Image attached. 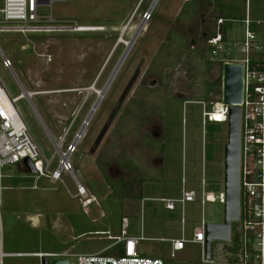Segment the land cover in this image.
Wrapping results in <instances>:
<instances>
[{
  "label": "rangeland",
  "instance_id": "rangeland-1",
  "mask_svg": "<svg viewBox=\"0 0 264 264\" xmlns=\"http://www.w3.org/2000/svg\"><path fill=\"white\" fill-rule=\"evenodd\" d=\"M154 1L55 2L51 9L39 8V14L47 19L52 11L57 21L83 27L61 22L68 28L0 32V80L12 98L24 90L37 93L16 106L45 157L54 156L50 171L59 164L50 134L59 140L68 131L63 148L76 146L74 171L63 173L62 181L53 182L49 173L37 179L17 164L2 168L0 253L64 252L76 264L72 254L98 252L114 242L107 232L120 234L123 215L131 234L149 238H180L183 232L191 238L202 218L223 221L227 124L204 126L198 102L205 82L222 74L220 61L239 57L244 24L234 22L219 44L222 50L214 51L202 37L208 27L221 29L219 20L212 21L217 12L211 0H158L152 9ZM248 3L252 20L262 18L264 0ZM140 27L105 98L83 127ZM209 59L214 63L207 69ZM219 97L204 100L206 107L212 109ZM211 125L221 130L211 135ZM76 178L91 193V203L84 205L88 197L76 195ZM183 179L197 191V200L184 206V224L181 204L169 211L159 200L180 198ZM202 179L208 190L204 206ZM238 225L233 222L232 230ZM234 245L213 240L210 264H233ZM140 247L168 264H207L196 243H187L174 258L170 240H146ZM38 263L33 255L4 257V264Z\"/></svg>",
  "mask_w": 264,
  "mask_h": 264
},
{
  "label": "built area",
  "instance_id": "built-area-1",
  "mask_svg": "<svg viewBox=\"0 0 264 264\" xmlns=\"http://www.w3.org/2000/svg\"><path fill=\"white\" fill-rule=\"evenodd\" d=\"M63 1L66 0H2L0 13L3 15V19L0 21V32L37 33L68 28L67 25L61 26L59 24L61 22H73L76 30H79L83 26H80L76 21H57L52 11L48 14L47 19L39 14V8L51 9L55 2ZM219 22L222 24L224 21L219 19ZM241 22L244 24V35L242 36V47L238 48L239 57L224 61V63L239 62L244 65L243 101L240 104L242 110L240 217L237 221L239 225L236 231L232 230L229 242L233 241L235 244L236 257L233 264H264V15L260 19L252 20L247 0L246 16ZM2 23L6 25H2ZM209 42L215 47L214 51L222 50V45L219 44L224 42V39L220 28L216 36ZM5 67L9 69L10 65H5ZM23 92L12 98L0 80V179L4 177L2 168L5 165L17 164L25 169L22 162L25 158H29L36 169L34 175L37 179L45 173H49L53 182L62 181L63 173L74 171L71 159L76 146L70 144L66 149L63 148L68 131L59 140L50 134L56 147L55 154L59 155L58 168L50 171L54 156L51 159L45 157L16 106L17 101L24 97ZM198 103L203 107L202 123L204 126L208 123H228L230 105L223 101L222 93L212 109H208L204 101ZM41 157L44 158V161ZM33 188H37V185H34ZM2 189L3 186L0 185V191ZM209 192L214 193V191ZM207 193L206 180L202 179V206L206 203L205 195ZM76 195L83 198H87L88 195L85 188L78 182ZM159 200L169 211H174L177 203L181 204L183 208L181 222L184 224L186 222L184 206L188 202L197 200V191L187 188L186 180L183 179L180 198L163 197ZM89 201L87 198L83 204L86 205ZM207 222L202 218L201 223L194 227L191 238H186L184 232L180 238H149L143 233L141 235L131 234L129 232L130 220L124 216L120 234L110 235L107 232L109 239L114 240L110 246L94 253L84 252L72 255L76 257V264H167L160 255H145L141 251L142 241L159 239L161 241L170 240L172 243L170 258H174L176 252L184 250L187 243L199 244L202 248L203 261L210 264L214 262L212 259H205L204 252ZM111 250L112 253H107ZM6 255H33L39 258L38 264H43L44 257L68 258L71 254L64 252L12 254L2 251L0 264H4ZM70 264L73 263L70 261Z\"/></svg>",
  "mask_w": 264,
  "mask_h": 264
},
{
  "label": "water",
  "instance_id": "water-1",
  "mask_svg": "<svg viewBox=\"0 0 264 264\" xmlns=\"http://www.w3.org/2000/svg\"><path fill=\"white\" fill-rule=\"evenodd\" d=\"M243 80L244 65L242 63L225 62L223 64L222 97L223 101L230 105L227 123V143L224 149V219L222 222H207L205 225L206 242L204 252L207 260L211 259L212 241L229 242L232 235V224L237 222L240 217L242 119L240 104L243 101ZM24 92L26 91L24 90ZM80 133L82 134V132ZM22 165L27 173H36L34 164L29 158H25ZM42 262L43 264H70V260L66 257L52 260L49 257H44Z\"/></svg>",
  "mask_w": 264,
  "mask_h": 264
},
{
  "label": "trees",
  "instance_id": "trees-1",
  "mask_svg": "<svg viewBox=\"0 0 264 264\" xmlns=\"http://www.w3.org/2000/svg\"><path fill=\"white\" fill-rule=\"evenodd\" d=\"M211 1L213 3L212 4L213 10L217 12L216 16L214 17V20L212 21L216 22L219 19H223L224 22L221 24V30L223 32V39L226 41L227 39L226 33L232 28L234 21H241L242 19L245 18L247 0H211ZM191 9L193 10V8ZM216 34H217V31H211L210 27H208L207 30L204 31L202 37L203 38L206 37V41L209 42V40L215 37ZM196 53L198 56H201V57L204 56V53L202 52L196 51ZM220 63L223 66V63L221 61ZM212 64L213 62L208 60L209 66L207 67V69H210ZM221 90H222V74H219V76L216 79L205 82L204 86L201 89V94L199 96V99H201L202 101L204 100L209 101L212 94L221 95ZM216 101L217 100H214V102ZM218 124H221V123H218ZM216 130L220 131L221 126H214V125L210 126L211 135ZM214 191H217V190L215 189ZM171 263L172 262H170L169 264Z\"/></svg>",
  "mask_w": 264,
  "mask_h": 264
},
{
  "label": "bare ground",
  "instance_id": "bare-ground-1",
  "mask_svg": "<svg viewBox=\"0 0 264 264\" xmlns=\"http://www.w3.org/2000/svg\"><path fill=\"white\" fill-rule=\"evenodd\" d=\"M157 2H158V0H155V1L153 2L152 9L155 8ZM141 30H142V28L140 27V28L138 29L137 33L135 34L136 36H134L135 38H133L132 41L128 42V44H127V49H126L125 54H124L125 56H123L122 59L119 61V64H118L117 67L115 68V70H114L112 76L110 77V79H109V81H108V83H107L105 89H104V90H101V91L98 92V95H99V96H98L97 102H96V104L94 105L93 109L91 110V113H90L89 117H88L87 120L84 122L83 127H87V124L89 123L90 119H91L92 116L94 115V113H95V111L97 110L98 106L100 105V103L102 102V100L105 98V95H106L107 91H108L109 88L111 87L112 82L114 81L116 75L118 74L120 68L122 67V65H123V63H124V61H125V59H126L128 53H129L131 47L133 46V44H134V42H135V40H136V38H137V36L139 35V33H140ZM90 91H91V90H90ZM23 93H24V97H25V96H27V97L32 96V94H31L30 92H29V94H28L27 92H23ZM39 93H40V92H39ZM41 93H42V92H41ZM217 117H218V116H217ZM82 130H83V128H82ZM81 135H82L81 133H78V135H77V137H76V139H75V143H77V141H79V140H77V139L81 138Z\"/></svg>",
  "mask_w": 264,
  "mask_h": 264
},
{
  "label": "flooded vegetation",
  "instance_id": "flooded-vegetation-1",
  "mask_svg": "<svg viewBox=\"0 0 264 264\" xmlns=\"http://www.w3.org/2000/svg\"><path fill=\"white\" fill-rule=\"evenodd\" d=\"M225 57H226V55H225ZM212 59H214V58L212 57ZM209 61L213 62L214 60H210V59H209ZM213 63H214V62H213ZM222 72H223V71H222ZM87 125H88V124H87ZM81 136H82V135H81ZM75 180H76V185H77V182L80 183V184L82 185V183H81V181H80L79 179L76 178ZM82 186H83V185H82ZM83 187L85 188V186H83ZM85 190H86V193L88 194L87 197L90 196L91 193L88 192L89 190H88L87 188H85ZM87 190H88V191H87ZM82 198H83V197H82ZM88 199L90 200V201L88 202V204H89V203L92 202V199L89 198V197H88ZM95 200H96V199H95Z\"/></svg>",
  "mask_w": 264,
  "mask_h": 264
},
{
  "label": "crops",
  "instance_id": "crops-1",
  "mask_svg": "<svg viewBox=\"0 0 264 264\" xmlns=\"http://www.w3.org/2000/svg\"><path fill=\"white\" fill-rule=\"evenodd\" d=\"M145 198V197H144ZM124 217V215L122 216V218Z\"/></svg>",
  "mask_w": 264,
  "mask_h": 264
}]
</instances>
